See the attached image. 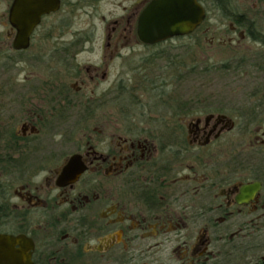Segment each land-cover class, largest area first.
Instances as JSON below:
<instances>
[{"label":"flooded vegetation","instance_id":"1","mask_svg":"<svg viewBox=\"0 0 264 264\" xmlns=\"http://www.w3.org/2000/svg\"><path fill=\"white\" fill-rule=\"evenodd\" d=\"M14 1L0 0V234L21 237V264H264V12L224 16L204 47L202 0L190 34L145 44L152 0H57L15 49ZM77 12L100 28H68ZM194 35L212 59L198 74L223 83L192 114L173 43Z\"/></svg>","mask_w":264,"mask_h":264},{"label":"water","instance_id":"2","mask_svg":"<svg viewBox=\"0 0 264 264\" xmlns=\"http://www.w3.org/2000/svg\"><path fill=\"white\" fill-rule=\"evenodd\" d=\"M200 1L202 0H152L139 17L140 40L145 44H154L190 34L206 16ZM57 8V0H15L11 9V22L17 30L13 47L27 48L29 35L38 25L41 16L56 11ZM249 188L252 187L245 188L246 191ZM21 240L20 236L0 234V264H21L24 258L22 252L12 249L15 244H21Z\"/></svg>","mask_w":264,"mask_h":264},{"label":"rangeland","instance_id":"3","mask_svg":"<svg viewBox=\"0 0 264 264\" xmlns=\"http://www.w3.org/2000/svg\"><path fill=\"white\" fill-rule=\"evenodd\" d=\"M212 1L214 0H207V3H206L208 6V12H209L208 18H207L208 21L206 22L207 23L206 26L210 29V31L205 33V35L201 37L200 38L201 40L199 41V44L201 45L203 44L204 47H206V44L212 45L213 28L217 25V22L219 20L222 21L223 19H226L224 16L221 15L223 11L217 10L215 7L211 5ZM259 5L260 4H258L256 0H229V8L231 11H233L234 13H248V14H251V16H253L254 13L264 12V4L260 6ZM99 8L100 9L106 8V6L102 5ZM66 24L68 25V28H88L90 26H96L97 28H100V23L98 20L94 18H90V17H85L80 12H77L74 18L73 16H71V18L67 19ZM199 36L197 35V37ZM197 37H195L194 35V37H189L186 40L177 41L173 43V44L178 45L179 43L186 42L188 45V52L186 54V59H185L186 60L185 65L187 69V73H186L187 81L185 84V91L187 94V100L189 104L188 111L191 112L192 114H194L195 112L198 113L199 111H202L204 113L207 110H213L216 106V101H214L215 99H214L213 94L222 85L221 83H223L222 81L220 82L218 81V77L215 75V72L213 70L211 71V69L208 70L207 72L205 71L203 75L201 73L198 74L199 69L202 70L207 65L212 64V59H210L209 61L206 60L205 62H202L201 56L199 52L196 51L197 49L194 46L196 45V43H195V40L193 39L196 38V42H197ZM190 45L194 46L192 47V51L189 48ZM207 50H210V49H207ZM170 54H172L173 56L177 57V59H179L181 56V50L180 48L177 47V49L175 50L173 49L170 50ZM133 58L134 56L132 57V59ZM197 60H198V63H197ZM17 68L18 67L14 68L13 71L16 72ZM0 71H1L0 72V87H1L4 82V73L2 72L3 69H1ZM22 77L23 76H21V78ZM237 98L238 97L234 98V102L235 100H237ZM15 100L17 101L13 102L11 114L17 115V111L20 109V106H19L20 99H15ZM6 102H7L6 99L0 98V103L2 104L3 108L5 107L4 109L8 108V106L6 105L7 104ZM221 103H223V101H221ZM129 107L134 108V106H129ZM232 119L237 121V117L235 116H232ZM240 122L242 124L244 123L243 118H241ZM260 124L263 125L264 127V121L260 122ZM262 258H264V256Z\"/></svg>","mask_w":264,"mask_h":264},{"label":"trees","instance_id":"4","mask_svg":"<svg viewBox=\"0 0 264 264\" xmlns=\"http://www.w3.org/2000/svg\"><path fill=\"white\" fill-rule=\"evenodd\" d=\"M258 4L263 5L264 4V0H256ZM211 5L213 7H215L217 10L223 11L221 13L222 16H227L230 13H234L233 11L230 10L229 8V0H214L211 2ZM259 5V6H260ZM192 51V50H191ZM179 61V60H178ZM3 72V71H2ZM4 91L3 90V85L0 87V92ZM12 136V140L15 141L16 136L15 134L12 132L11 134ZM14 145L13 147L11 146V150L14 152ZM2 172V169H1Z\"/></svg>","mask_w":264,"mask_h":264}]
</instances>
